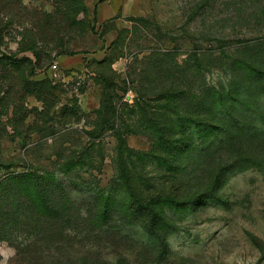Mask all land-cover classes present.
Returning <instances> with one entry per match:
<instances>
[{
	"label": "trees",
	"instance_id": "trees-1",
	"mask_svg": "<svg viewBox=\"0 0 264 264\" xmlns=\"http://www.w3.org/2000/svg\"><path fill=\"white\" fill-rule=\"evenodd\" d=\"M45 1H51V11L29 9L22 0H0L3 89H11L15 82L27 93L37 87L44 93L49 81H33L37 71L59 56L85 54L72 49L78 40L102 37L95 20L91 23L81 18L87 11L83 0ZM10 32L20 35L14 40L15 50L4 44ZM115 46L113 41L109 48ZM226 49L233 53L240 50L244 55L226 56L223 64L220 58L211 57L221 62V79L215 83L204 78L207 68L196 52H189L185 61L189 79L184 83L167 82L169 72L161 65L171 55L170 50L150 52L147 60L152 62V73L143 69L139 79L118 84L103 74L108 65V71L114 73L113 63L105 59L95 62L99 72L94 75L101 79L102 93L86 145L62 149L55 155L52 169L29 162L20 172L14 164L0 160V241H7L5 235L19 229L33 236L29 246H40L35 252L46 264H128L122 256L110 263L89 251L73 256H64V252L74 242L89 244V236L99 244L114 243L115 238L121 246L132 247L126 236L118 238L124 225L137 226L158 240L160 233L176 230L181 218L170 222L164 207L177 209L201 198L211 200L222 184V174L238 169L235 162L220 165L217 155L221 148L233 146V133L250 138L264 126V41L243 42L240 47ZM26 52L33 60L18 57ZM195 79L200 82L196 84ZM126 84L131 87L127 89ZM3 89L0 107L6 110L12 100ZM128 90L135 93L132 103L125 101ZM108 132L117 140L114 174L109 185L102 187L94 180L95 172L100 174L102 170L100 143ZM128 135L147 138L150 149L140 152L129 148L125 139ZM242 165L241 170L256 164L248 159ZM82 172L94 179L87 181ZM62 178H67L69 185L86 186L95 196L94 204L83 212L70 198ZM159 242L164 244V239ZM95 246L91 244L90 248ZM51 247L57 257L42 258Z\"/></svg>",
	"mask_w": 264,
	"mask_h": 264
},
{
	"label": "rangeland",
	"instance_id": "rangeland-1",
	"mask_svg": "<svg viewBox=\"0 0 264 264\" xmlns=\"http://www.w3.org/2000/svg\"><path fill=\"white\" fill-rule=\"evenodd\" d=\"M22 2L29 9L52 10L51 1ZM88 2L90 0H83L86 7ZM115 2L118 16L97 30L100 34L114 28L115 48H109L113 41L108 40V49L99 54L97 49L101 44L97 37L78 40L72 49L86 52L83 66L64 70L51 62L31 78L49 81L44 92L49 95L42 93L39 87L31 88L27 93L15 82L11 89H3L0 82V89L7 91L12 100L10 108L3 110L0 107V160L14 164L20 172L29 162L52 169L55 155L62 149L86 145L102 93L101 79L94 75L99 72L95 62L105 59L113 63L114 73L108 71V65L103 74L118 84L122 80L139 79L143 69L152 73V62L147 60L150 52L170 50L171 55L161 65L169 72L167 82L184 83L189 79L184 71L185 61L189 52H196V57L207 68L204 78L215 83L221 79V62L212 61V58H220L223 64L226 56L244 55L240 50L237 53L228 51V46L240 47L243 42L250 44L258 39L264 41V0ZM81 18L92 23L95 20L93 10L87 7L85 17ZM18 34L10 32L4 37V44L11 50L16 48L14 40L20 38ZM18 57L32 58V54L26 52ZM178 71L181 73L177 74ZM161 78L163 80V76ZM195 81L196 84L200 82ZM126 85L127 89L131 87ZM134 97L135 93L128 90L125 101L132 103ZM107 134L100 143L104 158L102 170L100 174L95 172L94 180L102 187H107L113 178L117 146L112 133ZM233 138V146L221 148L217 160L220 165L236 163L237 171L222 174V184L211 200L201 198L177 209L164 207L166 215L171 217L170 222L174 223L176 217L181 218L176 230L160 233L159 240L164 239V244L137 226L124 225L118 238L126 236L133 243L132 247L124 246V243L121 246L115 238L114 243L103 241L99 244L89 236V244L80 239L82 242H74L64 256L89 251L92 256L110 263L122 256L128 264H264V161H261L264 160V126L256 136L247 138L233 133ZM125 139L131 149L140 152L150 149L149 140L143 136L128 135ZM248 159L256 165L241 170L245 166L242 162ZM0 174L3 173L0 171ZM81 176L87 181L94 179L83 172ZM61 181L83 212L94 204L95 196L87 192L86 186L69 185L67 178ZM5 236L7 241H0V264H46L41 262L40 253L35 252L40 246H29L33 239L30 233L22 234L19 229H14ZM91 244L96 246L90 248ZM47 255L57 257V252L51 247L43 252L42 258H48Z\"/></svg>",
	"mask_w": 264,
	"mask_h": 264
},
{
	"label": "crops",
	"instance_id": "crops-1",
	"mask_svg": "<svg viewBox=\"0 0 264 264\" xmlns=\"http://www.w3.org/2000/svg\"><path fill=\"white\" fill-rule=\"evenodd\" d=\"M87 7L88 9L90 8L93 10L96 31L99 30L100 27L103 29L108 23H112L118 16V6L115 0H90V2L87 3ZM115 33L116 30L112 28L108 29L106 32H103L101 38L96 36L98 42L101 44L97 49L99 54L105 53L108 49L109 43L106 44L108 40L111 43L116 39V36L113 37ZM101 47H103V50H101ZM84 58L85 56L83 54L74 56L62 55L54 60V66L64 70L78 69L83 66Z\"/></svg>",
	"mask_w": 264,
	"mask_h": 264
}]
</instances>
